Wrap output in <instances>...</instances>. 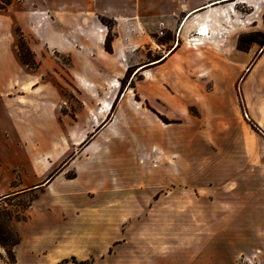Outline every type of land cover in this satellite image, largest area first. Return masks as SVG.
Listing matches in <instances>:
<instances>
[{"label":"rangeland","instance_id":"rangeland-1","mask_svg":"<svg viewBox=\"0 0 264 264\" xmlns=\"http://www.w3.org/2000/svg\"><path fill=\"white\" fill-rule=\"evenodd\" d=\"M10 1L5 10L15 3L13 11L22 16L27 31L21 26L16 29L18 39H24L29 48L23 54L27 60L36 61L34 67L22 61L25 70L33 73L43 56L57 61V54L46 48L37 34L39 22L28 19L21 0ZM187 1L88 0L104 33L103 38L100 36L102 51L108 60L120 55L126 69L118 89L122 95L127 93L131 102L132 129L126 137L129 163L124 169H117L112 163L101 161V156L106 159L112 152L110 134L104 138L95 136V132L80 133L83 141L79 143L76 133L53 130L56 123L53 120L49 132L0 129V198L11 194L0 200V264H12L13 244L19 238L12 222L25 218L24 209L33 200L39 199L41 205L47 203L53 213L63 212L64 220L75 219L76 214L82 218L86 212L108 203L116 174L126 179L154 171L162 174L156 196H147L149 186H142L147 192L131 191V202L136 205L148 207L154 198L161 197L155 210L132 212V239L144 235L145 230L139 225L144 215L152 223L161 222L162 227L157 230H161L162 240L157 252L163 264H171L170 258L176 253L185 258L181 253H186L190 246L187 221L194 220L197 225L194 234L205 235L210 241L212 264L230 263L228 254L234 245L228 244L226 236L233 239L229 225L238 199L235 190L240 189L244 201L253 200L260 208L264 206V62L251 72L264 52V0L255 2L256 11L241 0L217 4L221 8L232 6L228 10L239 19L229 33L221 35L224 46L220 50L213 42L203 45V38L197 45L199 49L191 45L190 39L208 25L196 27L190 22L183 26V17L192 7ZM105 3H113L114 10L102 15L98 7ZM223 48L230 49V53L224 54ZM90 54L97 57L99 51L94 48ZM203 55L211 66L221 56L235 65L236 70L227 75L228 79H222L210 65L202 66ZM176 71L182 75L177 77ZM249 76L260 81L256 90L244 89L243 81ZM220 88L226 94L225 112ZM26 91L31 89L28 87ZM23 93L16 89L5 96L20 97ZM43 157L46 158L41 164ZM51 162L56 165L48 172L45 168ZM37 184L40 186L33 188ZM188 184L195 191L186 190ZM24 188L32 190L29 202L14 203L12 194ZM97 196L103 200H93ZM41 205L35 214L38 215ZM154 231L152 227L147 233ZM134 241L119 250L138 261L145 245ZM100 248L99 253L104 255L115 249L104 245ZM195 251L196 256L202 251V242L195 244ZM73 256L66 257L71 264L92 262L91 259L81 262L74 256L75 262ZM233 260L234 264L254 262L245 255ZM185 262L184 259L182 263ZM195 264H202V260L196 259Z\"/></svg>","mask_w":264,"mask_h":264},{"label":"crops","instance_id":"crops-1","mask_svg":"<svg viewBox=\"0 0 264 264\" xmlns=\"http://www.w3.org/2000/svg\"><path fill=\"white\" fill-rule=\"evenodd\" d=\"M187 2L192 7L183 17V26L190 22L196 27L197 24L202 26L206 23L211 34L204 39L203 45L213 42L217 50H220V47L224 46L221 35L229 33V28L238 25L236 13L233 11L230 13L229 10H227L229 13L217 11L220 8L217 4H221L222 0ZM241 2L251 4L255 11L257 10L255 7L257 0ZM20 3L24 6L28 19L32 18L34 22H39L41 26L38 25L37 34L46 48L57 54L58 60L43 56L39 59L38 69L33 70V73L26 71V65L19 55V39L16 33L19 26L26 31L22 16L13 11L15 3L8 10L0 9V129L49 132L52 130L50 123L53 120L56 121L53 130L76 133L75 138L80 139L79 143L83 141L80 133L95 132V136L101 135L104 138L110 134L113 137L109 140L112 152L106 159L101 156V161H108L117 166V169L119 167L124 169L130 159L126 137H129L132 129L131 102L130 96H127V93L122 95V90L118 89L121 86H118V82H121L126 69L120 55L116 54L114 59L108 60L102 51L100 38L104 37V33L100 24L98 25V16L93 7L88 0H21ZM113 7V3H105L98 7V11L102 15L110 14L114 10ZM203 9L207 10L198 13ZM191 11L194 12L186 19ZM94 48L99 51L97 57L90 54ZM195 49H199V46ZM230 51L222 49L226 55ZM203 56L202 66L208 67L210 64L207 56ZM217 57L219 59L213 60V65L210 66L219 77L228 79L227 75L233 73L236 66L221 59V56ZM261 62H264V52L252 73ZM206 73L207 71L201 75ZM176 75L178 77L182 74L176 71ZM259 84L260 81L251 76L243 81L244 89L253 87L256 90ZM28 87L31 91H26ZM16 89L25 93L20 97L6 98L5 95ZM220 92L222 111L225 112L226 94L221 88ZM108 106L112 107V112L107 109ZM103 109L107 110L102 111ZM219 112L221 114V110ZM45 158L41 159V164ZM55 165L56 162L53 165L52 162L47 164L46 171L53 170ZM161 184L162 174L158 171L152 174H135L126 179L116 174L112 196L107 198L108 203L100 204L98 208L86 212L82 218L77 217L81 214H76V218L70 220H64V213L61 211L53 213L48 209L47 203L41 205L39 199L33 200L24 209L25 218L12 222V228L19 236L18 241L13 244L12 264H59L68 255H74L81 262L92 260L90 263L76 264H163V258L157 252L162 240L161 230H157L162 227L161 222L152 223V220H148V216L144 215L139 220L140 227L145 230L144 235L133 239L130 236L132 212L153 211L161 200V197L154 198V203L148 207L144 204H132L131 191L137 192L138 189L146 191L142 186H149L151 189L147 196L153 197L157 195ZM39 186L37 184L33 188ZM184 188L195 191L191 184ZM173 189L175 190V187ZM31 191L30 188L16 191L12 194V201L29 202ZM241 193L240 189L235 190L238 199L229 225L233 229V239L226 236L228 244L234 245L230 247L228 264H234L233 259L238 255L253 259V264H264V206L260 208L253 200L244 201ZM10 196L11 194H6L0 200ZM134 197L138 199L137 194ZM93 200L99 202L103 197H93ZM39 205L42 208L37 215L35 210ZM152 227H155L154 234L147 233ZM196 227L194 220L187 221V243L190 246L186 253H181V256L186 255L185 258L176 253L170 258L171 264H184L182 263L184 259L185 264H195L196 259H201L202 264H212L210 241L205 235L196 236L194 234ZM133 240L145 245V252L143 256L140 255L138 261L132 255L121 254L119 250ZM201 242L202 251L197 252L196 256L195 244ZM101 245L108 249L114 246L115 249L106 255L100 254Z\"/></svg>","mask_w":264,"mask_h":264},{"label":"trees","instance_id":"trees-1","mask_svg":"<svg viewBox=\"0 0 264 264\" xmlns=\"http://www.w3.org/2000/svg\"><path fill=\"white\" fill-rule=\"evenodd\" d=\"M10 3H11L10 0H8V1L1 0V1H0V9H4V10L7 9V5H9ZM18 47H19V55H20L22 61H23L25 64L29 65L30 67H34V66L36 65V61H34L33 58H31L32 61L27 60L26 57H25L24 54H23L24 50H29V48H28L26 42L24 41V39L20 38ZM16 242H17V241H16ZM16 242H15V243H16ZM10 254H12V253L10 252ZM13 256H14V255H13ZM72 259L76 262V258H75L74 256L72 257ZM68 261H69V259H68V258H65V259H63V260L61 261V264H64V263H66V262H68ZM83 262H84V261H83Z\"/></svg>","mask_w":264,"mask_h":264},{"label":"bare ground","instance_id":"bare-ground-1","mask_svg":"<svg viewBox=\"0 0 264 264\" xmlns=\"http://www.w3.org/2000/svg\"><path fill=\"white\" fill-rule=\"evenodd\" d=\"M211 4V3H210ZM210 4H208V5H210ZM232 6H228L227 8L225 7H220L217 11H221V12H226L227 13V10L229 9L230 10V8H231ZM195 11V10H194ZM194 11H191V12H189L188 13V16L186 17V19L192 14V12H194ZM186 19H185V21H186ZM199 29H200V27H199ZM198 29V30H199ZM210 34H211V31H210V28H209V26H202V28L198 31V33H197V36H195L193 39H190L191 40V45H193V47H197V45H199L203 40H200L201 38H203V39H205L206 37H209L210 36ZM169 54V52H167L166 53V56ZM117 82V81H116ZM118 86H119V82H118ZM107 109H112V108H109V107H107ZM107 109H103L102 111H104V110H107Z\"/></svg>","mask_w":264,"mask_h":264},{"label":"water","instance_id":"water-1","mask_svg":"<svg viewBox=\"0 0 264 264\" xmlns=\"http://www.w3.org/2000/svg\"><path fill=\"white\" fill-rule=\"evenodd\" d=\"M222 1H224V0H222Z\"/></svg>","mask_w":264,"mask_h":264}]
</instances>
